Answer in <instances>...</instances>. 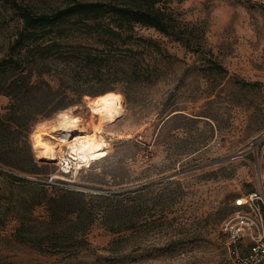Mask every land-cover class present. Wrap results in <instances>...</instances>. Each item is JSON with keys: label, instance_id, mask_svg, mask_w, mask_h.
<instances>
[{"label": "rangeland", "instance_id": "1", "mask_svg": "<svg viewBox=\"0 0 264 264\" xmlns=\"http://www.w3.org/2000/svg\"><path fill=\"white\" fill-rule=\"evenodd\" d=\"M171 6L194 33L190 47L154 29L134 30L171 56L159 62L154 84L137 85L129 101L115 92L122 98L105 116L92 113L90 96L68 107L104 143L105 159L89 168L76 169L73 162L62 172L59 162L69 159L73 134L54 126L67 108L31 126L26 139L46 167L44 174L25 177L91 194L127 193L119 199L136 208L128 234L137 232V252L123 264H236L222 221L236 211V200L252 193L261 197L264 214V0H184ZM215 63L227 73L211 71ZM7 103L0 97V112ZM36 138L60 150L54 160L39 157ZM101 215L98 209L93 215L89 245L76 251L47 254L0 238V264H108L104 249L115 234ZM249 247L237 245L240 254Z\"/></svg>", "mask_w": 264, "mask_h": 264}, {"label": "trees", "instance_id": "2", "mask_svg": "<svg viewBox=\"0 0 264 264\" xmlns=\"http://www.w3.org/2000/svg\"><path fill=\"white\" fill-rule=\"evenodd\" d=\"M39 1L0 0V97L8 99L0 112V238L47 254L80 250L89 245L98 209L106 230L115 234L103 260L123 264L137 252V232L128 234L136 208L119 199L127 193L91 194L26 178L44 174L46 167L26 138L36 122L85 96L112 91L129 101L137 85L154 84L159 62L171 56L134 30L154 29L190 47L194 33L171 6L184 0ZM210 70L227 73L216 63Z\"/></svg>", "mask_w": 264, "mask_h": 264}, {"label": "built area", "instance_id": "3", "mask_svg": "<svg viewBox=\"0 0 264 264\" xmlns=\"http://www.w3.org/2000/svg\"><path fill=\"white\" fill-rule=\"evenodd\" d=\"M73 162L70 158L61 159L59 164L62 172L68 173ZM261 201L258 193L236 200V211L221 223V231L227 235L228 244L234 249L236 264H264V214ZM240 243L250 245L245 254L238 252L237 245Z\"/></svg>", "mask_w": 264, "mask_h": 264}, {"label": "bare ground", "instance_id": "4", "mask_svg": "<svg viewBox=\"0 0 264 264\" xmlns=\"http://www.w3.org/2000/svg\"><path fill=\"white\" fill-rule=\"evenodd\" d=\"M100 97H107V100L101 101L98 104L94 103V101ZM117 97H119V99H117ZM121 98L122 97L118 93L111 91L95 97H87L86 103L93 109V114L105 116L108 114V107H115L116 103L119 102ZM67 110H69V108ZM57 125L58 126H54L56 131L73 134V139L67 146L69 149V158L78 164L76 169L89 165L92 160L101 159L107 155V152L104 150V143H102L100 139H97L98 137H96V135L87 133L86 130L83 129L81 120L70 115V110L62 111L58 114ZM33 148L39 154L40 158L45 159L54 160L60 153V150L56 149L57 147H50L37 138L33 141ZM61 157H63V151L61 152Z\"/></svg>", "mask_w": 264, "mask_h": 264}, {"label": "snow or ice", "instance_id": "5", "mask_svg": "<svg viewBox=\"0 0 264 264\" xmlns=\"http://www.w3.org/2000/svg\"><path fill=\"white\" fill-rule=\"evenodd\" d=\"M109 95H112V94H109ZM86 99H87V97H86ZM117 99H119V97H117ZM104 100H107V97H100V98H97V100L96 101H94V103H100L101 101H104ZM61 115H63V114H61Z\"/></svg>", "mask_w": 264, "mask_h": 264}]
</instances>
